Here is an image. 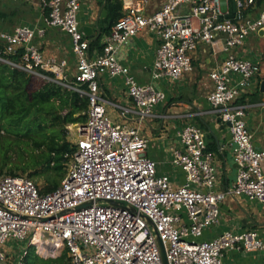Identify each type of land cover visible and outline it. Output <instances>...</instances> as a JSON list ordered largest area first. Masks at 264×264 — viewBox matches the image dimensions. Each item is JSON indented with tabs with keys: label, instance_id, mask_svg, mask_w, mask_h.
Masks as SVG:
<instances>
[{
	"label": "built area",
	"instance_id": "built-area-1",
	"mask_svg": "<svg viewBox=\"0 0 264 264\" xmlns=\"http://www.w3.org/2000/svg\"><path fill=\"white\" fill-rule=\"evenodd\" d=\"M122 3L124 16L100 50L92 49L81 28V0H42L41 8L48 10L45 27L0 31L4 54L20 55L19 62L1 61L46 81L60 80L88 99L87 120L75 126L76 151L57 190L44 194L28 177L0 176V264H22L45 234L51 238L45 240L50 253L60 246L58 255L66 250L68 264H164L159 240L168 264H224L229 251L264 253V240L255 230L225 231L197 241L219 223L227 200L244 197L264 206V148L255 147L247 123L251 106L241 102L261 67L237 55L248 38L264 29V6L253 17L256 0H167L154 12L148 11L149 0ZM47 27L70 37L76 67L71 82L68 61L46 58L36 42ZM143 32L159 42L154 82L145 85L120 60L123 48ZM204 43L215 56L226 54L210 72L214 90L207 97L217 118L230 124L235 145L238 172L225 190L218 189L221 174L201 128L188 124L178 132L172 164L185 173V183L175 186L147 156L149 141L141 130L111 118V103L101 91L103 76L122 78L132 106L116 107L123 117L146 123L166 100L157 83L193 73V56ZM19 243L26 245L21 252L10 249ZM256 264H264V258Z\"/></svg>",
	"mask_w": 264,
	"mask_h": 264
},
{
	"label": "crops",
	"instance_id": "crops-1",
	"mask_svg": "<svg viewBox=\"0 0 264 264\" xmlns=\"http://www.w3.org/2000/svg\"><path fill=\"white\" fill-rule=\"evenodd\" d=\"M102 1L105 0H81L79 13L81 28L91 27L93 39L100 38L101 46L107 36L100 29L101 20L105 18H101ZM166 1L149 0L148 11L159 10ZM41 3L42 0L6 2L0 0V31L12 33L19 25L45 27L44 19L48 16V10H43ZM263 6H255L250 15L257 16ZM259 36L262 37L259 43L246 42L237 50L239 57L256 61L261 67V73L253 79L251 87L241 99L243 103L251 106L247 111V123L257 149L264 148V118L259 117L261 112L259 107L261 103H264V93L260 90L261 83L264 81V36ZM36 42L46 58H54L58 63L62 60L68 61L67 72L71 73L72 67L75 66V59L71 51V40L67 34L57 28L47 27L45 35L38 36ZM158 46L159 42L154 34L143 32L123 48L120 60L130 68L131 74L139 84L154 82L152 71ZM225 57V53L215 56L210 45L201 44L193 56V73L186 75L177 83H171L166 79L157 83V86L166 93V100L155 108L156 117L146 123H140L129 116L123 117L119 108L116 107V105L132 106L124 80L109 76L101 78L102 94L111 103L108 105L111 118L141 130L149 141L147 156L157 162L159 175H168L175 186L185 183V173L172 164L173 148L179 146L178 132L188 124L201 128L205 133L208 150L214 153L215 162L221 174L218 189H227L236 179L238 168L234 161L235 145L231 143L229 128L212 112L213 108L207 99L209 93L214 90V83L209 76L210 72ZM261 107L264 108V106ZM255 114L257 117H254ZM246 230L257 231L264 240V206L244 197L238 200L229 199L221 205L219 223L206 230L201 240H212L225 231L242 232ZM263 258L264 253L261 251L250 254L229 251L225 254L224 264H256L260 263ZM226 259L230 262L228 263Z\"/></svg>",
	"mask_w": 264,
	"mask_h": 264
},
{
	"label": "trees",
	"instance_id": "trees-1",
	"mask_svg": "<svg viewBox=\"0 0 264 264\" xmlns=\"http://www.w3.org/2000/svg\"><path fill=\"white\" fill-rule=\"evenodd\" d=\"M263 4L264 0H256V6ZM101 6L107 16L101 20L100 29L108 35L124 16L123 3L107 0ZM91 47L102 49L100 38L91 39ZM0 58L20 61V55L4 54L3 44ZM87 111L88 99L76 91L0 60V176L43 177L47 185L42 193L57 190L76 151L68 140L67 126L85 123ZM37 257L43 264H68L66 250L56 259Z\"/></svg>",
	"mask_w": 264,
	"mask_h": 264
},
{
	"label": "rangeland",
	"instance_id": "rangeland-1",
	"mask_svg": "<svg viewBox=\"0 0 264 264\" xmlns=\"http://www.w3.org/2000/svg\"><path fill=\"white\" fill-rule=\"evenodd\" d=\"M2 1H4V2H6L7 0H1V2ZM260 41H262V37H260L258 34H254L253 35V37L252 38H248L247 39V43L249 42H254V43H259ZM257 49H259V47L257 46ZM256 51H258V50H256ZM251 58H253L252 56H251ZM3 63H6V62H4V61H2ZM76 71V67L75 66H73L72 67V69H71V73L69 72V74H68V81L69 82H71L72 81V79H73V73ZM42 79V78H41ZM67 81V82H68ZM166 81H169L170 82V80L167 78L166 79ZM67 83V84H70V83ZM178 82V81H177ZM177 82H173V83H177ZM56 83H58V84H61L60 83V80L59 81H56ZM65 83V82H64ZM61 85H63V84H61ZM68 88V87H67ZM260 109H261V112H260V118H264V108L262 109V107L260 106L259 107ZM252 117V116H251ZM254 117H257V115L255 114V116ZM70 126V129L68 128ZM75 126H76V124L74 125H72V124H70V125H68L67 126V128H68V130H69V134H68V140L72 143V144H74V142H75V140H76V128H75ZM72 127V128H71ZM264 164L262 163V167H263V170H264V166H263ZM67 169H68V167H67ZM25 176H27V175H25ZM33 181L35 182V183H37L41 188H44L46 185H47V183H46V181H45V178H43V177H35V178H33ZM197 241H201V239H197ZM26 245H24L23 243H19V244H12V247H11V245H10V249H12V250H16V252H21V250H22V248L23 247H25ZM63 253V252H62ZM62 253L60 254V255H55L54 253H50V254H48V255H42V254H40L39 253V249H37V248H30L29 249V254H28V257L26 258V259H24L23 260V262H22V264L24 263V261H25V263L24 264H43L42 263V261H40L39 259H38V257L37 256H40V257H42V258H44V259H56V258H59V257H61V255H62ZM225 259V258H224ZM226 261L229 263L230 262V260H228V259H226Z\"/></svg>",
	"mask_w": 264,
	"mask_h": 264
},
{
	"label": "water",
	"instance_id": "water-1",
	"mask_svg": "<svg viewBox=\"0 0 264 264\" xmlns=\"http://www.w3.org/2000/svg\"><path fill=\"white\" fill-rule=\"evenodd\" d=\"M106 1L107 0H105V2ZM106 15H107V10H103L101 18L103 19L104 17H106ZM83 32L85 33V35L87 37H89L90 39H93L94 35H93V29L91 27L85 26L83 28ZM260 35L264 36V29L260 31ZM260 90H261L262 93H264V81L261 83ZM219 121H221V120L219 119ZM227 126L229 128L230 124L227 123ZM49 239H51L50 236L48 234H45V240H49ZM159 245H160V248H161V254H162L163 262H164V264H168L167 258H166L165 248L163 246L162 241H160V240H159Z\"/></svg>",
	"mask_w": 264,
	"mask_h": 264
},
{
	"label": "bare ground",
	"instance_id": "bare-ground-1",
	"mask_svg": "<svg viewBox=\"0 0 264 264\" xmlns=\"http://www.w3.org/2000/svg\"><path fill=\"white\" fill-rule=\"evenodd\" d=\"M35 243L39 247V253L40 254H42V255H48V254H50L49 249L45 245V244H47L45 240H43L42 238L40 239V237H38ZM60 249H61L60 246L59 247H56L55 248V251H54V254L57 255L60 252Z\"/></svg>",
	"mask_w": 264,
	"mask_h": 264
}]
</instances>
